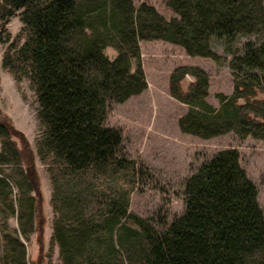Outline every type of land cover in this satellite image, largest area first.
Returning <instances> with one entry per match:
<instances>
[{"label": "trees", "instance_id": "trees-1", "mask_svg": "<svg viewBox=\"0 0 264 264\" xmlns=\"http://www.w3.org/2000/svg\"><path fill=\"white\" fill-rule=\"evenodd\" d=\"M166 3L170 18L146 1L0 0V42L9 41L2 64L29 79L38 103V153L52 185L51 249L58 247L49 264H264V210L236 147L217 151L186 179L184 212L166 228L130 210L138 168L106 117L113 102L148 86L140 40H167L214 59L221 55L212 41H223L234 89L217 92L219 106L207 100L202 67L171 72V95L188 105L179 127L203 138L229 131L264 138V0ZM16 13L23 26L11 39L5 23ZM241 35L250 37L239 52L232 45ZM187 74L194 80L184 90ZM0 140V264H28V242L34 235L43 242L41 178L29 138L1 113Z\"/></svg>", "mask_w": 264, "mask_h": 264}, {"label": "rangeland", "instance_id": "rangeland-1", "mask_svg": "<svg viewBox=\"0 0 264 264\" xmlns=\"http://www.w3.org/2000/svg\"><path fill=\"white\" fill-rule=\"evenodd\" d=\"M143 1L155 5L167 18L175 15L167 5V0H134L136 5ZM22 26L19 14L16 13L5 23V32L13 39L21 33ZM249 37L239 36L232 48H238L241 52L243 42ZM8 43L9 41L0 42V113L8 115L15 126L22 129L29 138L44 194L41 214L45 223L40 235L43 242L40 245L36 235L28 242V264H49V253L52 254L51 260H57L58 247L51 249L54 216L50 203L52 185L48 164L38 153L41 133L38 103L29 79H16L3 66L2 57ZM212 46L221 55L220 58L190 55L181 45L163 39L140 40L141 62L148 86L143 92L132 95L123 102H113L108 110L106 124L121 129L124 152L135 159L138 168L131 192L130 210L145 218L158 230L166 228L174 217L184 212L186 179L205 159L227 147L239 150L241 164L256 183L258 200L264 210V138L250 134L242 137L235 131L203 138L183 132L179 127V118L187 111L188 105L170 93V74L175 67H202L209 76L207 100L215 106L220 105L217 92H233L234 75L229 65L231 54L225 50V44L221 40L214 39ZM104 50L111 58L117 54V50L111 45ZM193 80L192 74L185 75L181 81L183 89L186 90ZM242 100L240 99L241 102ZM10 222L14 224L16 219L12 217Z\"/></svg>", "mask_w": 264, "mask_h": 264}]
</instances>
